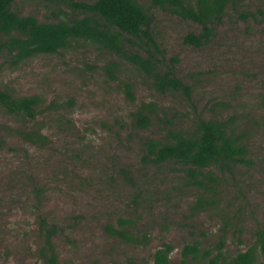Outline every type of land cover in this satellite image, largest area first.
<instances>
[{
  "label": "rangeland",
  "instance_id": "rangeland-1",
  "mask_svg": "<svg viewBox=\"0 0 264 264\" xmlns=\"http://www.w3.org/2000/svg\"><path fill=\"white\" fill-rule=\"evenodd\" d=\"M136 1L156 45L119 32L116 44L94 35L57 52L21 53L25 35L0 34V90L44 100L36 120L0 105V264H44L40 215L60 228L61 264H154L164 243L175 247L171 264H207L183 262V247H215L225 235L234 255L264 226V0L232 1L201 46L186 40L200 24L173 6ZM94 2L13 0L10 8L45 23L87 18L111 37L119 30L87 7ZM140 108L147 127L136 122ZM200 119L226 130L243 149L237 159L196 168L146 157L151 139L192 137ZM37 129L45 143L20 134ZM119 218L133 219L132 231L148 241L111 234L107 225L120 228Z\"/></svg>",
  "mask_w": 264,
  "mask_h": 264
},
{
  "label": "trees",
  "instance_id": "trees-1",
  "mask_svg": "<svg viewBox=\"0 0 264 264\" xmlns=\"http://www.w3.org/2000/svg\"><path fill=\"white\" fill-rule=\"evenodd\" d=\"M13 0H0V34H12L14 31L25 35V38L17 40L20 50L34 53H52L65 47L71 41L79 37L102 35L111 43L116 44L122 36L119 32L135 36L141 41H156L146 29L148 15L136 0H95L93 5H87L94 10L107 24L109 28H117L119 31H108L107 35L101 29L89 24L87 18L73 23H45L40 22L35 16H20L10 8ZM162 7L173 6L174 10L184 18L191 19L203 27L199 34L187 35V42L201 46L206 43L213 33V26L221 20L227 7L234 0H153ZM149 40H148V39ZM147 39V41H146ZM168 83L176 89H182L189 93V87L182 84L178 78H172ZM127 94L134 99L131 85H126ZM44 100L39 95L16 96L8 90H0V105L9 113L22 115L25 118L36 120L41 113ZM143 108L149 105H143ZM140 108L135 114L138 126L147 127L151 123L149 115ZM20 134L28 141L45 143L47 136L39 129L25 130ZM240 147L233 144L226 130L216 122L200 119L198 131L192 137H178L175 142H165L151 139L148 143L146 157L153 158L157 163L167 160H181L194 165L196 168H204L214 162L224 163L235 160L242 153ZM191 172L194 170L191 169ZM120 228L112 224L107 225V230L134 243H146V235L138 236L132 231L136 222L131 218H119ZM40 232L43 238V246L40 250L44 264H61L54 238L61 232L56 224H51L46 216H39ZM226 236L222 235L215 247H202L200 241L186 244L182 250L183 262L189 258H203L207 264H264V226L259 227L255 233V241L247 250L239 251L231 255L226 250ZM175 247L171 243H164L154 253V264H171L170 255Z\"/></svg>",
  "mask_w": 264,
  "mask_h": 264
}]
</instances>
